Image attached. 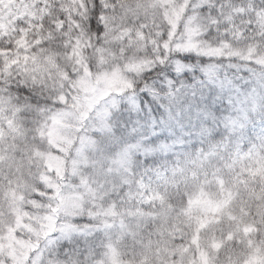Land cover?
<instances>
[{"label": "trees", "instance_id": "1", "mask_svg": "<svg viewBox=\"0 0 264 264\" xmlns=\"http://www.w3.org/2000/svg\"><path fill=\"white\" fill-rule=\"evenodd\" d=\"M28 1L31 5L23 14L18 10L20 0L7 4L19 16L0 38V51L12 50L18 56L15 63L0 58V210L13 201L24 178L33 170L31 154L39 135L36 120L30 121L28 111L36 108V103L41 108L53 105L49 101L57 96L60 70L68 69V58L73 55L76 41L87 42L84 52L102 44L103 33L98 37L89 21L102 25L107 0ZM25 30L30 33L32 44L16 47ZM233 43L249 57L252 53L245 46H256L250 39L241 41L239 35L233 38ZM198 61L201 67L206 63L203 57L195 55L191 60L185 59V65H193L192 70H182L179 76L170 67L161 66L132 79L136 82L138 105L152 103L142 114L136 113L141 127L128 133L124 143L142 140L150 148L163 143L171 145V150L148 157L134 156V160L145 161L143 167L132 169L137 179L142 180L144 190L133 192L123 203L113 194L112 200L119 207L108 206L101 211L112 214L109 221L122 223L107 242L125 264H156L158 259H168L170 254L182 258L177 257L180 253L187 263L202 251L212 264H246L253 256L264 258V143L259 140L264 136V115L257 113L247 124L241 151L199 156L198 151L206 148V143L196 135L201 122L195 114L205 107V102L198 95L191 98V119L184 120L182 126L163 127L160 122L167 118L165 110L153 101L148 91H141L146 86L162 91L166 79L192 85L193 77L203 79L200 68L196 67ZM235 63L229 75L235 78L243 93L240 99L246 98L253 89L257 98L264 95L259 83L264 73L255 65ZM55 74L56 79H51ZM21 87L27 92H21ZM26 95L32 97L31 103L26 102ZM220 114H228L227 105L217 115ZM220 138L219 133H213L214 140ZM156 168L158 174L150 171ZM36 185L41 190V185ZM201 187L209 194L208 198L222 204L214 214L197 212L190 205L196 199L195 191ZM216 189L222 193L218 194ZM206 218L213 220L200 227L199 222Z\"/></svg>", "mask_w": 264, "mask_h": 264}, {"label": "rangeland", "instance_id": "2", "mask_svg": "<svg viewBox=\"0 0 264 264\" xmlns=\"http://www.w3.org/2000/svg\"><path fill=\"white\" fill-rule=\"evenodd\" d=\"M12 1L0 0V38L7 32L10 23L19 16L17 10L8 9L7 4ZM187 2L188 0H107L101 16L103 26L101 46L90 52H84L87 50L84 48L87 47V42L76 41L73 55L68 58V69L60 70V81L56 84V90L52 88L57 94L55 100L60 105L66 104L70 111L57 112L54 110V105L31 108L28 111L30 121L36 120L39 135L38 143L31 154L33 170L24 178L23 185L19 186L13 201L2 206L0 210V255L7 256L12 264H24L29 254L35 252L47 237L57 231L56 217L59 213L79 209L84 196L75 188L79 173L87 169L83 158L78 157L74 161L72 156L76 155L74 143L79 146L82 137H91L92 121L88 120L89 114H93L95 118L93 109L97 105L103 104L110 97L118 98L125 92H130L132 79L140 78L141 73L144 74L155 67L153 58L159 59L155 56L157 48H163L165 53L168 51L167 44L176 36V29L184 16ZM231 3L237 7L251 3L260 6L261 1L256 3L255 0L242 2L231 0ZM30 5L31 2L28 0H20L18 10L23 14ZM166 29L168 40L157 45L161 33ZM198 29V26L191 21L186 23L184 31L187 38L182 44L174 46L176 50L218 54L219 49L209 48L197 40ZM16 44V47L32 44L30 33L27 30L23 31L22 37ZM0 58H4L9 63L18 61V56L12 50L0 51ZM48 76L50 74H47ZM56 77L55 74L50 78L54 80ZM130 100L138 104L136 98ZM49 109H53L52 114H48ZM136 113L124 111L128 122L117 128L118 135L123 127L127 128L124 137L128 133H133L135 127H141L137 124ZM85 123L89 127L81 137H78L76 133H80ZM117 126H119L118 122ZM85 152L88 164L98 158V153L92 148H86ZM114 152L115 148H111L106 154L111 155ZM74 176L75 180L72 179ZM37 183L41 185V190L36 189ZM216 191L218 194L222 193L221 189ZM195 193L196 199L190 205L195 207L194 210L197 212L209 215L222 207V204L208 198L209 194L205 193L202 187ZM84 195H92V193L86 189ZM34 196L44 198V203H39L33 198ZM49 201L55 202V207ZM48 209H51V214H47ZM101 211L97 214L100 217L101 231L95 241V264H125L116 249L107 242L110 234L122 226V223L109 221L112 214L108 210L104 213ZM212 220L203 219L199 222L200 227L206 226ZM86 221L76 220L75 223H86ZM193 243L198 245L197 241ZM76 248L81 249V252L85 249L82 237L77 238L71 245L66 240L62 241L61 257L67 259L63 256L64 250L75 251ZM181 254L183 253L177 257L183 258ZM253 257L246 264H264L262 255ZM182 258H175L170 254L168 259L162 257L156 264H212L205 251L200 252L199 257L187 263Z\"/></svg>", "mask_w": 264, "mask_h": 264}, {"label": "snow or ice", "instance_id": "3", "mask_svg": "<svg viewBox=\"0 0 264 264\" xmlns=\"http://www.w3.org/2000/svg\"><path fill=\"white\" fill-rule=\"evenodd\" d=\"M189 21L199 27L198 39L209 48L219 49L218 54H202L195 51L176 50L177 44H182L187 38L184 31L185 24ZM239 21V24H237ZM91 29L99 37L103 33V26L96 24L94 20L89 21ZM242 29V31H241ZM167 29L161 33L157 45L168 40ZM239 33V39H250L256 43L255 48L245 46L252 53L249 57L246 53L238 50L233 43V38ZM168 51L157 48L153 58L155 67L150 68L149 73L159 66H168L177 75L182 74V70L191 71L193 65H185L184 60H191L195 55L203 57L206 63L199 67L203 79L197 80L193 77L194 83L187 85L183 81L166 79L163 90H157L151 86H146L141 91H148L153 101L165 110L166 119L160 123L163 127L182 126L184 120H190L191 98L199 96L205 102V107L195 114V118L200 120V127L196 132L202 143H206V148L200 149L199 156L208 155L211 152L221 151H241L244 141V129L257 113L264 115V95L257 98L255 89L246 98L241 89L235 84V78L229 75V69L236 67L237 61L248 65H255L264 73V0L260 6L255 3L237 7L231 0H188L184 9V16L180 25L176 29V36L167 44ZM143 75V73H141ZM260 87L264 88V76L259 81ZM11 86H9L10 88ZM21 92L27 89L21 87ZM137 91L136 82L133 81V88L130 92H125L121 97H110L101 105L93 109V114H89L88 120L92 121L91 137L84 136L76 146V155L72 159L76 161L83 158L87 171L79 173V180L75 190L84 196L79 209H70L59 213L56 217L58 221L57 231L52 236L47 237L40 247L29 254L24 264H95V241L100 234V217L97 213L108 206L118 208L116 201L112 200V195L116 194L123 203L133 192L144 190L142 180H138L133 173V167H143V159L134 160V156L148 157L157 152L166 154L171 150V145L163 143L157 144L155 148L145 147L142 140L135 144L124 143V134L127 128L123 127L120 134L117 128L127 124L124 111L129 113L137 112L142 114L148 107L149 101L143 106L131 102L130 98H135ZM19 101L20 97L17 96ZM25 100L31 103L32 97L25 96ZM122 102L124 109L122 110ZM49 103L54 105V110L70 111L67 105H60L58 101L52 99ZM227 105L228 114H220ZM155 105L153 104V107ZM41 108L39 103L34 105ZM151 111V109H149ZM53 109L48 110L52 114ZM235 113V114H233ZM72 122V121H70ZM117 122L118 125L117 126ZM89 127L87 123L81 128V137ZM223 131H220V130ZM135 132L136 129L134 128ZM213 133H219L220 139L214 140ZM264 143V136L259 138ZM124 143V146L120 145ZM86 148H92L98 153V158L91 164L87 162ZM115 148L111 155L106 154L109 149ZM157 172L158 168L150 169ZM73 180L76 177H72ZM90 190L92 195H84L85 190ZM126 189V190H125ZM39 203H44V198L33 197ZM55 207V202L49 201ZM51 214V209L46 210ZM76 220H87L88 223H75ZM82 237L85 242V249L76 248L75 251L65 249L61 257L60 244L67 241L69 245ZM82 256V258H81ZM38 257V259H37ZM0 264H12V261L4 255H0Z\"/></svg>", "mask_w": 264, "mask_h": 264}]
</instances>
